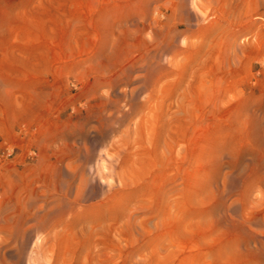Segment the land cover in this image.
<instances>
[{"label":"rangeland","instance_id":"rangeland-1","mask_svg":"<svg viewBox=\"0 0 264 264\" xmlns=\"http://www.w3.org/2000/svg\"><path fill=\"white\" fill-rule=\"evenodd\" d=\"M0 264H264V0H2Z\"/></svg>","mask_w":264,"mask_h":264},{"label":"crops","instance_id":"crops-1","mask_svg":"<svg viewBox=\"0 0 264 264\" xmlns=\"http://www.w3.org/2000/svg\"><path fill=\"white\" fill-rule=\"evenodd\" d=\"M2 0H0V3H1Z\"/></svg>","mask_w":264,"mask_h":264}]
</instances>
